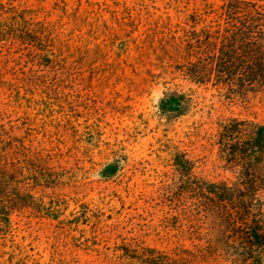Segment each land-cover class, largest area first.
<instances>
[{
    "label": "rangeland",
    "instance_id": "rangeland-1",
    "mask_svg": "<svg viewBox=\"0 0 264 264\" xmlns=\"http://www.w3.org/2000/svg\"><path fill=\"white\" fill-rule=\"evenodd\" d=\"M20 3L56 24L73 46L91 50L94 60L71 72L74 84L57 75L64 88L56 97L42 87L44 69L7 47L0 52V132L49 156L56 172L66 171L57 174L63 185L39 194L46 209L57 196L66 205L40 217L13 214L9 232H0V264H127L122 249L131 255L142 248L175 254L179 264H230L221 254L202 260L198 251L207 244L181 234L166 191L169 156L178 149L194 162L196 177L232 181L217 160L216 124L235 117L264 126V105L229 104L209 87H192L189 115L170 114L158 99L166 91L190 95L189 85L176 72L183 63L165 57L158 64L157 55L193 20L217 34L230 21L245 22L247 12L226 16L217 9L220 0Z\"/></svg>",
    "mask_w": 264,
    "mask_h": 264
},
{
    "label": "trees",
    "instance_id": "trees-1",
    "mask_svg": "<svg viewBox=\"0 0 264 264\" xmlns=\"http://www.w3.org/2000/svg\"><path fill=\"white\" fill-rule=\"evenodd\" d=\"M239 1L220 0L217 9L226 16L245 10V22L230 21L216 34L204 27L198 29L193 20L179 38H171L161 48L157 63L165 57L183 63L176 72L189 85L190 95L166 91L158 99L160 109L170 106V114L189 115L194 105L192 87H209L220 101L229 104L264 105V0ZM208 8L209 5L203 9ZM59 30L56 24L40 20L37 12L20 0H8L6 4L0 1V52L7 47L8 53L12 51L19 60L25 58L44 69L42 87H49L48 94L56 97L63 94L60 77L74 84L71 72L94 60L91 50L73 46L72 40L61 36ZM52 82L54 85H50ZM3 133L0 132V232L7 233L15 213L30 212L40 217L41 211H55L56 204L66 205L63 197L57 196L49 198L46 209L39 195L63 185V176L57 174L66 171L56 172L48 164L49 156L27 147L23 139ZM214 145L219 164L234 175L232 181L208 182L198 178L194 162L186 153L178 149L170 153L166 191L175 205L180 232L207 244L198 251L202 260L222 255L225 263L264 264V126L235 117L221 119L216 124ZM122 251L127 264H179L175 254L152 248H142L131 255L127 249Z\"/></svg>",
    "mask_w": 264,
    "mask_h": 264
}]
</instances>
